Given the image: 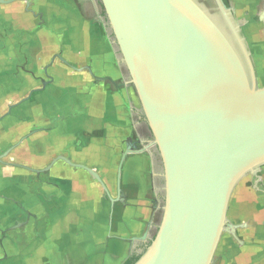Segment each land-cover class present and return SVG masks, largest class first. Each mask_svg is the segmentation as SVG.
Wrapping results in <instances>:
<instances>
[{"label": "water", "instance_id": "obj_1", "mask_svg": "<svg viewBox=\"0 0 264 264\" xmlns=\"http://www.w3.org/2000/svg\"><path fill=\"white\" fill-rule=\"evenodd\" d=\"M99 2L162 163L160 223L135 264H213L239 183L257 184L264 166V86L248 48L231 26L243 61L197 0ZM136 150L127 143L121 163ZM57 160L72 165L48 168Z\"/></svg>", "mask_w": 264, "mask_h": 264}, {"label": "crops", "instance_id": "obj_2", "mask_svg": "<svg viewBox=\"0 0 264 264\" xmlns=\"http://www.w3.org/2000/svg\"><path fill=\"white\" fill-rule=\"evenodd\" d=\"M226 2L240 22L248 24L245 34L249 46L252 49H256L258 44L264 47V41L256 38L262 26L256 18L264 0ZM51 5L56 9L53 13L49 8ZM36 6L42 13L46 28L56 33V36H51L54 40L49 42V46L48 43L45 46L50 49L55 47L54 52H58L65 62L56 65L61 73L56 84L48 87L59 98L49 97L52 94L46 93V102L48 99L59 110L61 106L67 110L70 96L71 102L78 104L77 112L84 111L81 107H86L87 120L92 119V126L96 128L93 138L81 136L79 131L81 141L78 139V151L75 152L69 143L67 148L72 153V165L93 169L102 185L86 171L60 160L50 169L46 182L30 186L31 183L25 181L24 170L10 165L13 157L7 151L14 139H0V257L17 254L9 248L16 244L13 233L22 237L25 229L26 233L34 234L42 223L61 222L62 234L58 238L65 241L56 244L58 262L69 264L71 258L83 260L79 264H95V255H107L114 244L112 242H118L126 255L121 263L124 264L131 256L142 253L156 229L160 212L154 161L134 130V112L140 109V105L134 88L127 81L128 77L120 75L117 60L118 75L109 65L108 57L114 49L110 39H107L109 35L100 39L99 32L89 29L88 23L93 24L94 18L96 25H102L101 12L96 3L92 7L88 5L94 9V16L90 18L87 15L85 18L77 8L70 7L67 0H38ZM84 6H87L86 2ZM47 33L40 35L41 38L34 37L35 41L50 36ZM262 46V51L253 52L254 55L264 56ZM104 70L108 72L102 73ZM102 76L111 80L109 85L115 88L114 91H110L107 83L93 81L94 77ZM38 96L41 97V94ZM64 98L66 104L61 105ZM2 111L0 109V115ZM77 127L79 130L80 127ZM129 142L134 143L137 150L126 155L121 163L122 153ZM22 150L20 147L19 154H23ZM141 150L143 152H138ZM47 153L48 157L54 155L52 151ZM56 153L67 158L66 150L60 149ZM261 184L264 185V172ZM15 201L22 208L15 206ZM56 209L58 212L53 211ZM27 216L30 218L26 221ZM80 220L83 221L78 223ZM63 221L67 222L64 226ZM227 222L229 231L223 232L220 237L215 263L264 264V191H255L253 187L247 191L246 186L243 188L239 184L228 208ZM81 223L86 226L79 231Z\"/></svg>", "mask_w": 264, "mask_h": 264}, {"label": "flooded vegetation", "instance_id": "obj_3", "mask_svg": "<svg viewBox=\"0 0 264 264\" xmlns=\"http://www.w3.org/2000/svg\"><path fill=\"white\" fill-rule=\"evenodd\" d=\"M4 1V2H1ZM10 0H0V109H3L2 114L0 115V139H16L9 147L8 154H12L13 160L10 161V165L14 169H21L24 170L26 174V182H30V186L33 185H39L48 180V174L50 172V168L45 167L44 165H41V161L39 162V159H34V161L28 160L26 162V155L28 153L31 154L33 150H30L31 143L30 139H60L58 143L54 145L53 149L52 146H50V152L53 149V156L52 161L55 159H60L63 157H59L60 155H57L56 150H62L65 152L67 151L66 159H71V154L69 153L70 149L67 148V144L69 143L70 146H73L72 149L77 152L78 151V139H81L78 134L79 130L77 127V118H78V112L76 107L74 106V103L70 102V96H69V106H68V112L70 110V113L61 112L58 115H54L49 113V111L42 112L39 109H36V104L38 103L40 107L45 103L46 101V93H50V88H48L50 85H54L57 82V77L60 75L61 72L57 71L56 65H62L65 62L61 58V55L58 52H54L50 57L46 56H33L31 59V56L28 55V59H31L32 64L35 63H42V67L39 72H33L31 70L26 71L25 65L28 63L25 59V53L26 49H29L31 47V40L27 39L26 37L28 35L31 36V33L38 32V29L42 28L48 32L51 33L52 36H56L55 31L51 30L49 31L44 23V19L42 17V13H36L31 14L33 15L30 19V23L26 25L25 28L17 29L18 32V38H15V20H14V14L13 6L19 2V3H26V11H29V8L31 6V0H14L12 2H8ZM61 1V0H59ZM70 2L74 7L77 8V4L79 3L77 0H67ZM225 5L227 6L226 0H223ZM87 3V6L94 5L96 3L97 8L101 12V20L102 25L99 27V29H102L103 35L107 34V39L110 42V45L115 48L117 47L113 41L114 39L111 38L110 35V27L107 23V19L105 14L103 13V10L101 9L99 0H88L85 1ZM197 2L202 6V8L208 13V15L211 17V19L214 21V23L219 27V29L224 33L226 37L232 42L236 50L238 51L240 57L243 60L242 53L239 49L238 41L236 37L234 36V31H236L239 35L240 41L248 48V51L251 56V60L254 66L256 80L258 81L260 75L258 72V68L256 66V63L254 62V51L249 46V41L246 38L245 30L248 28V24L241 23L239 18L236 17L234 10H230L229 7L225 9L226 16L223 14V12L219 9L216 2L214 0H197ZM92 7V6H91ZM263 14V17L261 15ZM256 20L260 21L261 26V33L263 36L264 41V4L262 6V10L257 16ZM35 21L34 27H31V22ZM27 22H29V19H27ZM233 29H232V27ZM247 26V27H246ZM23 33V39L21 40V35ZM47 33V32H45ZM37 34V33H36ZM36 34L34 35L36 37ZM29 37V36H28ZM34 38V37H32ZM31 38V39H32ZM16 40L17 47L14 45V42ZM54 40V39H53ZM118 49V48H117ZM118 56L117 64L119 65V73L122 77L124 76V72L126 75V68L121 62V56L120 54H115ZM244 61V60H243ZM264 62V59H263ZM244 64H246L244 62ZM16 69H19V72H16ZM39 73V74H38ZM92 74V73H91ZM93 81H102L104 83L110 84L109 81H111L108 78L105 77H94ZM33 83H38L37 87L32 86ZM61 84V82H59ZM26 85V87H25ZM114 86H119L115 84ZM41 94V97L38 95ZM19 97L16 99V97ZM55 98V97H54ZM135 98L138 101L137 96L135 95ZM44 100V101H43ZM44 102V103H43ZM43 103V104H42ZM38 111V112H37ZM38 114H37V113ZM134 118L136 120V123L134 124V130L136 132V135L140 141L143 142V145L147 147L148 152H151L152 159L154 161V166L157 171V177H156V184L158 187V190L160 192V201L163 199V179L160 177V174L162 173V163L161 159L159 157L158 151L156 147L152 144L153 137L148 129L147 123L144 119V115L141 112L140 109H136L134 112ZM38 118L36 117V115ZM69 119V122L71 123V129L69 132V136H58V132L62 133L63 130L67 133V127L66 122ZM76 122V123H75ZM55 134L50 135V134ZM61 139H71L70 141H67L64 145L61 142ZM89 139V138H88ZM17 144V145H15ZM22 147V155L18 153L19 148ZM71 152V151H70ZM39 156H42V159L45 158V154H47L46 151L44 153L42 151L38 152ZM23 157L24 160H18L19 157ZM45 160V159H44ZM60 161V160H57ZM56 161V162H57ZM46 163V162H44ZM23 164V165H22ZM264 172V166L260 167V171L258 173L260 181L256 184V180L254 177L252 187L255 191H264V185L261 184V175ZM31 180V181H30ZM25 182V183H26ZM15 206L22 208V206L18 203V201H15ZM26 214V212H25ZM30 218V216H27ZM32 218V217H31ZM158 225H156L157 227ZM157 229V228H156Z\"/></svg>", "mask_w": 264, "mask_h": 264}, {"label": "rangeland", "instance_id": "obj_4", "mask_svg": "<svg viewBox=\"0 0 264 264\" xmlns=\"http://www.w3.org/2000/svg\"><path fill=\"white\" fill-rule=\"evenodd\" d=\"M77 1L79 2L77 4V10L81 14H84V17H85V15H87L89 18L94 16V9L93 8L91 9L89 6H84L85 2H83V0H77ZM37 4H38V0H31V6L29 8V11H26V3L24 4V3L17 2L13 6V8H11V9H14L13 10V14H14V20H15V27H16V30H15V38L16 39L18 38L17 36L19 35L18 34L19 31L17 29H20V28H25L26 29V25H28L30 23V19L33 16L31 14L41 13L39 8L36 6ZM69 5H70V7L76 8L70 2H69ZM49 8L51 9L52 13L55 12V10H56L55 7H53L52 5ZM101 9H102V7H101ZM103 13H104V10H103ZM27 19H29V22H27ZM87 20H91V19H87ZM93 20H94L93 24L88 23L89 24V29L92 30L93 32H99V38L103 39L104 36H103V33H102V29H99L100 25L99 26L96 25V21H95L96 19L95 18ZM87 22H89V21H87ZM35 23H36L35 21H32L31 22V27H34ZM42 28L38 29V32L31 33V36L35 37L34 35L37 33L36 37L37 38H41L40 35H44V32H48V31H46V30H44ZM46 35H50V36H43L42 39H41L42 41L39 40L37 42L35 41L36 38L30 37V35H28L29 37L28 36L26 37V40L27 39L31 40V47L29 49H26V53H25V59L28 62L25 65L26 71L31 70L33 72H39L41 67H42V65H43L42 63H35V64L30 63L33 56H38L39 55V56L50 57L54 53V51H55L54 48L55 47H51L50 46L52 48V49H50L47 46H45L47 43H48V46H49V42L51 40H53V38H51L52 35H51L50 32H48ZM110 35H111V38L114 39L113 35H112V32H110ZM256 38H257V40H259V41L261 40L262 41L263 36H262L261 31L257 32ZM22 39H23V33L21 35V40ZM14 45L17 47L16 40L14 42ZM261 46L262 45L258 44L257 48L256 49H252V50L254 52H261L262 51ZM106 48H107V46H106ZM112 50L113 51H110V55L108 57L109 58L108 61H110L109 65L115 70L116 75H118L117 65L115 64V60L116 59H114V58L118 59V56L115 55V54H120V53H119L117 47H115ZM28 55L31 56V59H28ZM253 56H254V62L256 63V66L258 68V72H259V75H260V77H259V79L257 81V85H258V87H263L264 86V62H263L264 56H260V55H253ZM19 71H20L19 69H16V72H19ZM107 72L108 71L104 70L102 73H107ZM124 76L128 77L127 70H126V75H125V72H124ZM37 85H38V83H33L32 82V86L33 87H37ZM107 86L110 87V91L111 92L115 90V88H113L112 85H109L108 83H107ZM25 87H26V85H25ZM50 94H52V95H49V97H52V98L57 97V98H59V95L54 94L53 90L52 91L50 90ZM135 94L136 93L134 91V95ZM17 98H19V97L17 96L16 99ZM38 103L36 104V109H39L42 112L49 111V113H51V114L58 115L59 113L62 112V110L64 112L68 111V109L64 110V108H62V106H61V110H59V107H57L54 102H51L48 99H47V102L45 101V103L43 102L44 104L42 103L43 105L41 107H40V105ZM53 103H54V106H53ZM60 103H61V105L62 104H66L65 98ZM74 106L78 110V104L76 102L74 103ZM81 109H85V110L84 111L83 110L78 111V118L76 120L77 121L76 125L80 127L79 128V131H80L79 133H80L81 136H85V137L90 136L91 137L90 139H92L93 138V132L96 130V128L92 126V124H93V122H92L93 120L92 119H90L89 121L87 120V113H86L87 109H86V107H81ZM68 113H70V110H69ZM36 117L38 118L37 115H36ZM66 123H67L66 124L67 133L64 130H63L62 133L58 132V136L59 137L60 136H64V135L69 136V132H70V129H71V123L69 122V119L67 120ZM96 123H97V125H99V124L101 125V123H99V121H97ZM96 123H95V125H96ZM102 133L103 132H101V134ZM50 135H54L53 137H55L54 133L53 134L51 133ZM15 140L16 139H14V141ZM59 140L60 139H46V140L45 139L44 140L41 139V142H40V139H30V143H31L30 150H33V151L29 155L27 153L26 162H28V160L34 161V159H39V162L41 161L42 165H44L45 167H48L50 165V162L52 161V157L51 156L48 157V153H47V154H45V156L47 155V157H45L44 158L45 160H44V159H42V156H39L38 152L40 150L43 153H44V151L49 152L50 151V146H52V148H53L54 145L59 142ZM70 140L71 139H61V142L64 145L67 141H70ZM79 140L81 141V139H79ZM83 140L86 141L87 139H82V141ZM14 141H12L10 144H12ZM15 145H17V144H15ZM53 149H56V148H53ZM53 149H52V152H54ZM56 151H58V150H56ZM18 153H19V151H18ZM18 160L21 161L22 157L20 156L18 158ZM43 162H46V163H43ZM252 179L253 178H252L251 175H246L241 180V182L239 184H241V187L243 186V188H244V186H246V190L247 191H251V188H252L251 186H252V183H253ZM162 206H163V199L160 202V212H159V218H158L157 225L160 223V219H161V215H162V209H161ZM53 211L54 212H58V209L53 210ZM27 220H29L28 217H26V221ZM82 221L83 220H80L78 223H80ZM60 223L61 222H57V223H54V222L42 223L41 227L38 228L34 232V234L30 233L31 235L26 233V229H25L23 231L24 234H23L22 237H18L19 236L18 233H13L15 235V242L14 243H16V244H15V246L12 245V247L9 246V248L10 249L12 248V250H14L17 254L15 256H6V255L4 256V255H2L0 257V264H62V263H60V261L58 262L56 260V257H55L56 256L55 255L56 244H60V243L63 244V242L65 241V240L64 241L63 240L60 241V239L58 238L62 234ZM65 223H67V222H65V221L62 222L63 226L65 225ZM84 226H86V225H83V223H81L80 224V228L81 229L79 231H82ZM25 228H26V224H25ZM57 231H58V233H57ZM155 233H156V229H155L154 233L152 234L151 239H153V237L155 236ZM34 235H36V237ZM29 236L34 237V239L31 240L29 238ZM17 237H18L19 240L16 239ZM150 241L151 240H149L148 243ZM112 243H114V244H112V246L108 249L107 255H104V256L95 255V264H121V263H123L126 255H125V253H122V247H120V244L118 242H112ZM57 246H59V245H57ZM37 248H40V250H37ZM95 248L97 249V247H95ZM26 249L28 250L27 254H26ZM80 258H81V256H80ZM13 259H15V260L12 261ZM69 259H70L69 260V264H79V263H81L83 261V260L79 261V259H73V260H71V258H69ZM215 259H216V253L214 255V263L213 264H218V263H215L216 262Z\"/></svg>", "mask_w": 264, "mask_h": 264}, {"label": "trees", "instance_id": "obj_5", "mask_svg": "<svg viewBox=\"0 0 264 264\" xmlns=\"http://www.w3.org/2000/svg\"><path fill=\"white\" fill-rule=\"evenodd\" d=\"M150 243H151V241H150L149 243H147V245L144 247V249H143V251H142L141 254L131 256L130 258H128V259L124 262V264H135V263L139 260V258L144 254L146 248L150 245Z\"/></svg>", "mask_w": 264, "mask_h": 264}]
</instances>
